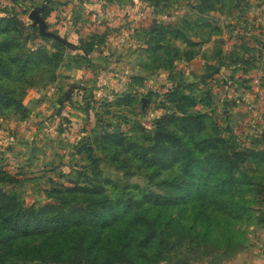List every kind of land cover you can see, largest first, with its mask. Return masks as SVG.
<instances>
[{
    "label": "rangeland",
    "instance_id": "374dc122",
    "mask_svg": "<svg viewBox=\"0 0 264 264\" xmlns=\"http://www.w3.org/2000/svg\"><path fill=\"white\" fill-rule=\"evenodd\" d=\"M17 1L25 2L17 11L27 27H32L30 12L45 7L48 31L76 48L65 46L54 78L28 92L25 118H0V170L19 180L9 189L15 188L25 205L44 204L45 190L84 178L110 180L119 186H108L111 195L125 186L149 188L142 172L126 176L93 138L118 132L141 143L144 129L175 111L167 97L177 86L192 85L194 95L204 98L190 110L203 115L202 134L219 136L238 151L264 149V0H211L213 8L203 13L199 0L158 7L145 0ZM12 5L13 0H0V11ZM184 37L198 47L188 46ZM90 40L93 49L85 60L81 47ZM37 43L52 50L51 42ZM184 52L193 59L183 58ZM239 170L246 173L240 178L251 213L233 226L242 234L229 233L231 226L226 230L223 223H214L207 236L202 227L194 237L177 231L179 240L160 256V264H259L264 161L242 162ZM249 181L262 186L251 192Z\"/></svg>",
    "mask_w": 264,
    "mask_h": 264
},
{
    "label": "trees",
    "instance_id": "16d2710c",
    "mask_svg": "<svg viewBox=\"0 0 264 264\" xmlns=\"http://www.w3.org/2000/svg\"><path fill=\"white\" fill-rule=\"evenodd\" d=\"M168 1L145 0L157 7ZM199 1L200 12L213 8L211 0ZM24 3L13 0L0 11V118L27 116L26 95L54 78L66 49L41 36L37 27L26 26L17 11ZM38 39L51 42L52 50L35 44ZM92 44L90 40L81 47L85 60ZM182 57L189 61L193 54ZM187 86L172 89L167 98L175 111L156 119L150 131L144 129L141 143L118 132L93 138L126 176L138 173L136 169L158 192L125 186L111 195L108 186H119L110 180L84 178L69 186L54 185L43 193L46 203L27 206L15 188L9 189L19 180L0 170V264H160V256L179 240L177 231L194 237L202 227L207 236L216 223L226 230L231 226L228 232L240 236L242 231L233 226L251 213L242 191L245 178H240L246 173L238 169L242 162L264 161V149L238 151L219 136L202 134L204 117L190 110L203 105L204 98ZM249 186L253 192L262 185Z\"/></svg>",
    "mask_w": 264,
    "mask_h": 264
},
{
    "label": "water",
    "instance_id": "95a60500",
    "mask_svg": "<svg viewBox=\"0 0 264 264\" xmlns=\"http://www.w3.org/2000/svg\"><path fill=\"white\" fill-rule=\"evenodd\" d=\"M45 12V7H41V8H35L33 9L30 14H29V19L32 21V27H37L38 31L40 33L41 36L60 42L62 43L64 46L69 47L70 49L74 50L76 49L74 47L73 44H71L66 38H62L59 35L48 31V26L45 22V20L42 17V13ZM215 74V72L212 73H208L205 74L201 77L202 80H204L205 78H210ZM74 88V87H73ZM72 88V89H73ZM72 89H70L67 93H66V98L70 97V93L72 91ZM59 103L62 104V100H59Z\"/></svg>",
    "mask_w": 264,
    "mask_h": 264
},
{
    "label": "crops",
    "instance_id": "0c3cea01",
    "mask_svg": "<svg viewBox=\"0 0 264 264\" xmlns=\"http://www.w3.org/2000/svg\"><path fill=\"white\" fill-rule=\"evenodd\" d=\"M257 260L259 264H264V251L262 252L261 257L260 258L258 257Z\"/></svg>",
    "mask_w": 264,
    "mask_h": 264
}]
</instances>
